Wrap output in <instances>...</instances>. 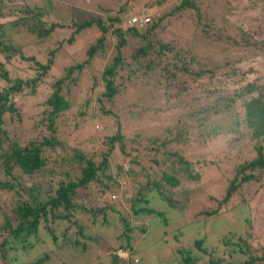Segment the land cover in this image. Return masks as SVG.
Wrapping results in <instances>:
<instances>
[{
	"label": "rangeland",
	"instance_id": "rangeland-1",
	"mask_svg": "<svg viewBox=\"0 0 264 264\" xmlns=\"http://www.w3.org/2000/svg\"><path fill=\"white\" fill-rule=\"evenodd\" d=\"M125 1L130 4L126 8L130 7L131 13L147 14L151 17V25L141 28V32H145L149 27L151 29L147 34L148 37L133 36L126 30H122L127 42L121 47L125 66L120 71L123 83L119 87V93L112 99L103 96L105 85L101 82L99 70L111 63L117 53L115 45L118 38L112 30L123 25L128 28L126 20L131 14L124 17L120 24L110 22V33L112 34L106 40V49L96 52L91 65H86L87 68L84 71H77L71 77L65 78L61 94L69 101L70 107L57 114L53 121H55L57 136L60 139H65L69 145L77 146L78 149L87 153L107 149L106 137L115 132L117 124H120L121 132L126 137V150L132 156L136 155L140 170L152 172L163 166L160 151L152 148L159 146L158 143H152L154 139L158 142L171 137L172 141H169L167 148L178 150L187 159L194 161L193 166L201 173L200 181H186L183 187L195 188L196 193L190 195L182 212L173 208L168 209L166 204L155 203V208L168 211L167 227L164 225L159 231L157 225L149 222L147 233L138 243L139 254L142 255L146 264H171L173 262L171 257L176 247L198 235L199 227L193 223L202 217L200 212L217 206L216 199L223 196L227 179L234 165L245 158L252 157L255 152V142L250 135L240 136L238 133L220 132L200 145L191 146L176 142L174 137L177 131L182 132L187 128L189 130L187 135L192 137L191 140L194 138L197 133L193 118L194 109L212 104H219L218 107L222 108L224 101L222 98L235 96V92H238L247 81L259 79L264 82V0H191L194 6L182 5L183 0H25L24 2L30 7H47L48 15L50 11L49 18L62 23V26L55 29L52 36L41 44L33 43V38L24 35L22 31L15 35L17 42L13 40V43L23 47L25 54L34 55L36 61L46 63L50 51H53V65L43 74L42 79L37 81L35 91L28 86L25 88L26 92L17 94L18 96L14 98V106L18 113L6 112L5 120H11L7 124L8 136H11V139L21 146L35 139L37 134L42 137L49 122L48 113L51 106L48 105L47 99L54 91V82L64 74L65 67L80 62L87 56L86 49L101 34V31L97 29L82 30L75 34L73 41L67 42L74 31L72 23L78 19H87L107 13H110V18L122 14L119 7ZM180 4L182 7L177 9L176 7ZM240 27H246L250 33L253 32L251 44L243 45L235 42L245 40ZM149 40L156 48L154 55L149 56L150 58L155 61L166 60L165 62L168 63L169 58L189 52L195 58L192 62L194 73L203 70L204 74L195 81L182 76V81L179 82L182 85L181 94L178 97L171 96L179 89L173 84H163L160 73L144 72V67L139 64L142 57L136 59L133 57L134 60L131 58V54L141 45L147 44ZM160 44L171 47L173 51L167 56L162 54L158 48ZM36 61H27L18 56L6 64V69L12 79L22 77L27 80L41 72L37 69ZM233 70L236 72L234 73ZM227 71H232V74H227ZM241 73L244 77L239 81ZM94 76L95 87L93 88ZM4 83H6L5 80H0V86ZM164 85H166L165 88H163ZM207 116L206 124L208 125L219 124L222 127L231 125L230 116L225 112L210 110ZM240 129L245 130L243 123L240 124ZM133 138L135 141H132ZM7 142L3 141V147ZM200 150H203L208 161L216 162L221 172L228 167L223 179H216L217 171L212 165L209 166L202 162ZM68 152L70 155L74 154L70 148ZM117 155H120L119 150L115 152V157ZM152 158L160 162L155 164ZM198 159H201V163L195 162ZM51 166H53L52 163L46 164L45 170L33 176L23 175L19 168H15L10 174L0 172V177L10 181L14 177L23 175L26 179L25 183H29L27 180L31 179L44 192L46 188L44 181L54 177L48 171ZM262 181L264 178L261 181L247 184L241 193L221 205L220 209H222V215L226 214L236 220V230L242 233L245 232L244 228L248 224L246 216H249L252 229L264 238V184ZM123 184H127L128 187L121 192V195L118 193L117 199L124 203L122 206L124 210H129L132 195L131 178L128 177ZM256 189H258L257 193H255ZM17 191L21 193V199L24 200L23 196L26 194L20 192L19 189L4 191L5 203H2L3 200L0 203V220L3 214L11 213V204L18 197ZM172 192L182 194L181 190ZM112 193L115 194L114 191ZM84 196V200L88 203L95 197L94 192L91 191ZM117 199L111 200L110 203ZM98 201L100 199L97 203ZM152 218L143 219L144 223ZM84 219L85 223L91 225L89 214L85 215ZM219 220L220 217L216 219L219 222V225L216 224L218 230L226 231L231 223L230 218H228L227 225L224 218ZM187 224L188 226H185ZM181 225L185 226V231L187 227L191 230V226H195H193V232L180 238L178 228ZM90 231L93 229L89 228L88 233ZM162 231L165 234V245L164 241H161ZM90 233L97 234L96 231ZM175 233L178 240H175ZM39 236L43 237V231ZM180 236L182 237L183 234ZM256 241L254 238L253 243L256 244ZM110 242L114 243L112 237H110ZM98 243L96 241V244ZM96 244H92L95 252L90 259L96 260L97 257L98 264H110V248L101 250ZM114 245L117 247L118 242ZM43 247L44 244L38 240L35 249L27 257H18L19 262L35 258L42 252ZM147 252L152 257L148 256ZM9 254H12V250ZM76 254L74 251L70 252L69 247L55 249L49 264L90 263L77 259L74 257ZM125 259L119 257L118 264H130ZM12 262L18 261L15 259Z\"/></svg>",
	"mask_w": 264,
	"mask_h": 264
},
{
	"label": "trees",
	"instance_id": "trees-1",
	"mask_svg": "<svg viewBox=\"0 0 264 264\" xmlns=\"http://www.w3.org/2000/svg\"><path fill=\"white\" fill-rule=\"evenodd\" d=\"M24 1L0 0V80L6 81L0 86V172L4 171L10 174L15 168H19L23 175L33 176L37 172L45 170L46 164L52 163L53 166L49 167L48 171L54 177L44 181L47 188L44 189V192L31 179L27 180L29 183H25L26 179L23 175L14 177L10 181L0 177V203L2 200V203H5L4 191L19 189L20 192L26 194L23 196V200L21 193L17 191L18 197L11 204V213L3 214L0 220V264H49L53 250L66 247L70 248V252L77 253L74 255L77 259L83 260L85 263L90 262L89 264H98L97 257L96 260L90 259L95 252L92 244H96V241L99 242L96 246L101 250L110 248V264H118L119 257H121L118 250L128 253L129 258L125 260L130 264H146L142 255L139 254L138 243L147 233L148 223L152 222L157 225L160 231V227L164 225L167 227L169 221L168 211L157 209L154 204H166L168 209L173 208L182 212L190 195L196 193L195 188L183 187V183L189 180L199 182L201 177V173L196 171L193 166L194 161L187 159L178 150L167 148L169 141H172L171 137L158 142L154 139L152 143H158L159 146L152 148L160 151V160L163 166L152 172L140 170L136 155L132 156L126 150V137L121 132L120 124H117L115 132L106 137L107 149L87 153L78 149L77 146L69 145L65 139H60L57 136L55 121H53L57 114L70 107L69 101L61 94L65 78L71 77L77 71H84L87 66L91 65L95 53L106 49V40L112 34L110 33V22L111 24L114 22L120 24L124 17L132 14L130 7L126 8L130 4L126 1L122 3L119 11L123 13L111 18L110 13H107L87 19H78L72 23L74 31L70 34L67 42L73 41L75 34L82 30L97 29L101 31V34L86 49L87 56L82 61L65 67L64 74L54 82V91L47 99L51 110L48 113L49 122L44 135L40 137L37 134L35 139L29 140L26 145L21 146L13 141L11 136H8L7 124L11 120H5V113H18L14 106V98L18 96L17 94L26 92V87L29 86L32 91L36 90L37 81L42 79L43 74L53 65V51H50L47 62L41 63L36 61L34 55L25 54L23 47L14 44L13 40L17 42L15 35L22 31L24 35L33 38V43L41 44L52 36L55 29L62 26V23L49 18L50 11L48 15L47 7V9L40 6L30 7ZM181 4L195 5L191 0H183ZM181 4L176 8L180 9ZM150 29L151 27L147 28L143 33L135 27L127 28L125 26H119L112 30L118 38L115 45L117 53L111 63L104 65L99 70L101 82L105 85L104 97L112 99L119 93V87L123 83L120 71L125 66V61L121 54V47L127 42V39H124L122 30H126L133 36L148 37ZM240 30L243 32L245 40L235 42L243 45L251 44L253 32L250 33L246 27H240ZM158 48L166 56L173 51L165 44L158 45ZM154 49L156 48L149 40L147 44L138 47L131 54V58L134 60L133 57L135 59L142 57L139 64L144 67V72L160 73L163 84H173L175 88L179 89L174 91L171 96L178 97L181 94L182 85L179 82L182 81V76L195 81L204 74L203 70L194 73L192 62L195 58L189 52L176 55L175 58L171 57L166 63V60L155 61L149 57L154 55ZM18 56L27 61H36L37 69L41 72L27 80L22 77L12 79L6 69V64ZM233 72L235 73L236 70ZM226 73L231 75L232 71ZM239 77L238 80L241 81L244 74L241 73ZM92 82L94 88L95 76ZM165 87L166 85L163 86V88ZM222 99L224 100L222 108L218 107L219 104H212L194 109L193 118L197 126V133L192 140V137L187 135L189 133L187 128L182 132L177 131L174 140L180 144L191 146L200 145L220 132L238 133L240 136H251L255 142V152L252 157L245 158L234 165L235 167L232 168L227 179L223 196L216 199L217 206L200 212L202 217L193 223L199 227L198 235L176 247L171 257L173 261L171 264H264V238L252 229L250 217L246 216L248 224L244 228L245 232L242 233L236 230V220L226 214L222 215V209H220L221 205L241 193L247 184L261 181L264 178V82L259 79L247 81L238 92H235V96ZM210 110L227 113L230 116L231 125L222 127L219 124H206L207 114ZM103 111L107 113L106 110ZM242 123L245 125V130L240 129ZM3 141H8L4 147ZM132 141L135 139L133 138ZM68 148L73 150V155L69 154ZM117 150L120 151L121 158L120 155L115 157ZM199 152L202 153V162L209 166L212 165L213 169L217 171L216 179H223L228 167L221 172L214 160L208 161L203 150ZM151 160L155 164L160 162L156 158ZM121 161L126 162L121 163ZM195 162L201 163V159ZM128 177L132 181V195L129 210H124L122 208L124 203L117 199V195L118 193L121 195V192L128 187L127 184H123ZM171 190H181L182 194H175ZM89 191L94 192L95 195L90 203L84 200V194ZM112 191L116 196L111 194ZM257 192L258 189L255 193ZM98 199L100 201L97 203ZM115 199H117L115 202L110 203ZM87 214L90 215L91 225L84 222ZM147 217L153 218L144 223L143 219ZM219 217L220 220L224 218L226 225L230 218L231 223L226 231L218 230L216 224L219 225V222L216 219ZM185 226L181 225L178 228L180 238H184L185 234H190L194 230L191 226V230L187 227L185 231ZM89 228L96 231L97 234L90 233L93 231L88 233ZM41 230L43 231L42 238L39 236L42 233ZM163 231L160 234H162L161 241H164L165 245ZM180 234L183 236L181 237ZM174 236L175 240H178L176 233ZM110 237L114 243L118 242L117 247L110 242ZM254 238L257 240L256 244L253 243ZM35 239L44 244L42 252L35 258L28 259L29 261L19 262V256L27 257L35 249L38 243V240ZM11 250L12 254H9ZM147 253L152 257L149 252ZM15 259L18 262L13 263L12 261ZM135 259L136 261H134Z\"/></svg>",
	"mask_w": 264,
	"mask_h": 264
},
{
	"label": "built area",
	"instance_id": "built-area-1",
	"mask_svg": "<svg viewBox=\"0 0 264 264\" xmlns=\"http://www.w3.org/2000/svg\"><path fill=\"white\" fill-rule=\"evenodd\" d=\"M150 22V17L146 16V15H137V14H133L130 17H128L127 19V23L131 26H136V27H145L149 24ZM118 253L120 254L121 257L124 258H128V253L127 252H121L120 250H118ZM136 261V259H135Z\"/></svg>",
	"mask_w": 264,
	"mask_h": 264
},
{
	"label": "clouds",
	"instance_id": "clouds-1",
	"mask_svg": "<svg viewBox=\"0 0 264 264\" xmlns=\"http://www.w3.org/2000/svg\"><path fill=\"white\" fill-rule=\"evenodd\" d=\"M136 14H137V13H136ZM131 15H133V13H132ZM131 15H130V16H131ZM137 15H139V14H137ZM143 15L149 16V15H147V14H143ZM130 16H129V17H130ZM139 16H141V15H139ZM149 17H150V16H149ZM127 19H128V18H127ZM126 22H127V20H126ZM150 22H151V17H150ZM150 22H149V24H150ZM127 24H128V23H127ZM149 24H148V25H149ZM123 26H124V25H123ZM128 26H129V27H135V28H137L138 30H140L141 28H144V27H140V28H139V27H136L135 25H134V26H131V25H129V24H128ZM145 27H146V26H145Z\"/></svg>",
	"mask_w": 264,
	"mask_h": 264
}]
</instances>
